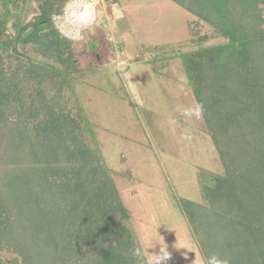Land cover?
<instances>
[{
  "label": "trees",
  "instance_id": "16d2710c",
  "mask_svg": "<svg viewBox=\"0 0 264 264\" xmlns=\"http://www.w3.org/2000/svg\"><path fill=\"white\" fill-rule=\"evenodd\" d=\"M171 1L227 40L183 57L225 167L203 189L208 205L185 200V214L205 259L214 252L230 264H264V0ZM66 2L0 0V264H133L125 210L89 147L75 138L35 147L27 122L18 142L27 147L3 158L11 112L36 106L21 99L22 85L34 90L57 77L62 94L65 73L97 60L95 49L80 52L54 25ZM27 45L40 56L20 49ZM46 115L44 132L72 133V122Z\"/></svg>",
  "mask_w": 264,
  "mask_h": 264
},
{
  "label": "rangeland",
  "instance_id": "374dc122",
  "mask_svg": "<svg viewBox=\"0 0 264 264\" xmlns=\"http://www.w3.org/2000/svg\"><path fill=\"white\" fill-rule=\"evenodd\" d=\"M95 3L97 22L75 45L80 52L95 49L97 60L65 73L62 94L56 90L57 77L54 82L44 79L42 88L41 83L34 90L22 85L21 99L36 106L11 112L3 158L27 147L18 143L27 122L29 131L34 129L30 139L35 140V147L43 144L50 150L55 143H76L70 138L77 139L102 159L125 210L131 247L142 233L155 236L160 223L157 234L171 253L163 264H205L182 204L191 200L207 206L210 200L204 198L203 189L208 190L225 167L204 120H187L177 109L194 101L184 55L227 40L171 0ZM60 15H53L55 26ZM20 47L40 56L32 45ZM38 89H44V108L39 105L44 98L38 97ZM46 113L72 122V133L66 131L62 139L54 137V131L44 132ZM173 119L179 123L174 125ZM185 127L193 130L191 143L182 139ZM133 248L129 251L135 258L133 264H144L134 256ZM158 248L157 243L148 251Z\"/></svg>",
  "mask_w": 264,
  "mask_h": 264
},
{
  "label": "clouds",
  "instance_id": "9594fccd",
  "mask_svg": "<svg viewBox=\"0 0 264 264\" xmlns=\"http://www.w3.org/2000/svg\"><path fill=\"white\" fill-rule=\"evenodd\" d=\"M96 22L97 5L95 0H67L61 15L57 18L56 27L65 39L75 43L83 41L86 31L93 27ZM177 111L181 117L187 120H202L205 114V106L203 102L194 100L191 105L179 107ZM172 123L177 125L179 121L173 119ZM182 139L189 143L193 141L192 128H184ZM157 226L155 236L150 233H142L138 243L133 248L134 256L139 260H143L144 264H163L170 258L171 253L167 250L163 239H160L162 237L157 234ZM157 243L159 244L158 251L150 253L148 249H152L154 244ZM205 264H230V262L213 252L206 257Z\"/></svg>",
  "mask_w": 264,
  "mask_h": 264
},
{
  "label": "water",
  "instance_id": "95a60500",
  "mask_svg": "<svg viewBox=\"0 0 264 264\" xmlns=\"http://www.w3.org/2000/svg\"><path fill=\"white\" fill-rule=\"evenodd\" d=\"M32 31H33V28H32V27L28 28V29L23 33V37L28 36Z\"/></svg>",
  "mask_w": 264,
  "mask_h": 264
}]
</instances>
